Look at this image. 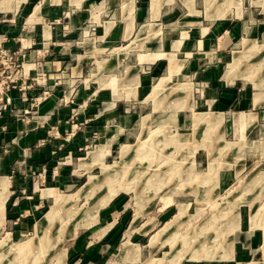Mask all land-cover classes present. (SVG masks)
Segmentation results:
<instances>
[{
    "label": "crops",
    "instance_id": "obj_1",
    "mask_svg": "<svg viewBox=\"0 0 264 264\" xmlns=\"http://www.w3.org/2000/svg\"><path fill=\"white\" fill-rule=\"evenodd\" d=\"M70 1L0 0V35L7 34L6 45L13 51L25 52L30 77L25 82L40 81L28 93L50 90L27 120L17 114L28 108V101L19 89L11 90L18 110L0 117V226L27 210L24 222L43 218L58 197L74 196L90 176L99 181L105 164L84 158L94 153L113 163L117 148L133 145L139 126L144 131L145 116L150 124L161 122L166 108L178 107L147 100L161 79L205 80V100L190 101L189 107L202 102L212 110L196 113L191 122L234 129L235 141L225 143L226 152L195 150V162L205 174L219 175L226 188L249 166L255 170L264 164L262 148L249 145L264 142V51L251 69L240 56L246 46L264 47V0H190L189 6L135 0L131 19L108 21L95 38L83 33V0ZM185 15L201 17L188 22ZM248 28L258 37L241 38ZM176 61L183 63L179 69L171 67ZM119 193L100 209L96 222L73 233L69 264H132L133 255L152 258L147 264L162 259L153 256L163 247L162 212L148 217L142 209L131 213ZM44 207L49 209L41 216ZM239 236L241 242L244 235Z\"/></svg>",
    "mask_w": 264,
    "mask_h": 264
},
{
    "label": "rangeland",
    "instance_id": "obj_2",
    "mask_svg": "<svg viewBox=\"0 0 264 264\" xmlns=\"http://www.w3.org/2000/svg\"><path fill=\"white\" fill-rule=\"evenodd\" d=\"M169 1L190 5V0ZM134 2L83 0L86 7L84 36H102L103 31L100 34L99 30H103L108 21L131 19L130 8ZM244 2L246 4L247 0ZM187 16L184 21L188 22L199 21L201 17L196 15L190 19ZM246 30L240 34L241 38L252 40L259 35L251 28ZM261 37H264L263 32ZM251 47L246 46V51L240 54L250 69L256 57L264 51V47L260 50ZM107 55L108 51L104 56L108 58ZM179 64L183 63L176 61L171 67L179 69ZM109 82L111 79L106 80ZM206 88L205 80L193 76H176L156 83L147 100L178 107L166 108L163 113L166 118L161 122L150 124L145 116L144 131L139 126L134 144L124 145L121 150L117 148L113 163L112 160L103 162V158L99 154L95 157L94 153L83 159L82 162L94 158L100 160L101 167L105 164L101 174L97 175L99 181L90 176L74 196L58 197L57 215L52 221L44 220L46 215L43 214L49 209L44 207L41 214L44 217L34 222H24L23 219L17 223L4 222L0 226V264H60L61 261L69 264L74 259L68 249L73 233L79 227L96 222L100 209L119 192L125 197L123 205L127 204L126 210L131 213L134 209H142L148 217L157 211L162 212L158 227L163 226L164 234L160 240L163 247L153 255L162 259L150 264H264V164L255 170L254 166H249L228 187L222 188L220 176L205 174L193 157L196 149L205 147L212 149L214 154H220L222 150L226 152L225 143L235 141L231 126L195 125L191 122L196 113L212 110L205 108L202 102L189 107L190 101L205 100ZM249 145L264 151V142L250 141ZM221 159L219 157V163ZM239 164L236 166L241 169ZM107 198L109 200L104 203ZM142 202H146L144 208ZM93 205L100 208L97 216L90 218L88 211ZM1 212L2 205L0 216ZM82 219L85 224H81ZM13 230L16 232L9 233ZM238 235H244L241 242ZM148 240L149 236H146L143 243ZM151 259L140 260L133 255L132 264H147Z\"/></svg>",
    "mask_w": 264,
    "mask_h": 264
},
{
    "label": "built area",
    "instance_id": "obj_3",
    "mask_svg": "<svg viewBox=\"0 0 264 264\" xmlns=\"http://www.w3.org/2000/svg\"><path fill=\"white\" fill-rule=\"evenodd\" d=\"M8 41L7 34L0 35V117L7 111L15 112L17 107L14 105L11 96V90L19 89L21 91L22 100L28 101V108L17 114L23 120H27L26 116L31 112H36L42 99L50 94L48 87H45L40 94L30 95L28 90L40 84L37 78H33L31 82H25L30 78L26 76L25 59L26 54L23 50L13 51L6 43ZM76 125H74L75 127ZM28 212H22L18 215L14 222L17 223Z\"/></svg>",
    "mask_w": 264,
    "mask_h": 264
},
{
    "label": "bare ground",
    "instance_id": "obj_4",
    "mask_svg": "<svg viewBox=\"0 0 264 264\" xmlns=\"http://www.w3.org/2000/svg\"><path fill=\"white\" fill-rule=\"evenodd\" d=\"M85 159V158H84ZM110 198V197H109ZM109 198H107L105 201H104V203H106L108 200H109ZM57 204H59V200L56 202V206L54 205L52 208H51V210L46 214V216L44 217L45 219L44 220H47V222H49V221H52V219L54 218H56V215H57V212H56V209L58 208V206H57ZM100 207H98V206H96V205H93L90 209H89V211H88V216L91 218V217H93V218H95L96 216H97V213H98V209H99ZM85 220L84 219H82L81 220V224H85L86 222H84Z\"/></svg>",
    "mask_w": 264,
    "mask_h": 264
}]
</instances>
